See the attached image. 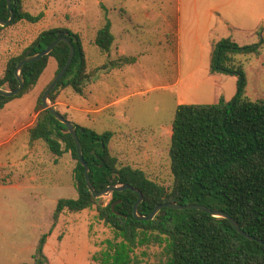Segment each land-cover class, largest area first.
<instances>
[{"label":"rangeland","instance_id":"obj_1","mask_svg":"<svg viewBox=\"0 0 264 264\" xmlns=\"http://www.w3.org/2000/svg\"><path fill=\"white\" fill-rule=\"evenodd\" d=\"M195 2L23 0L26 12L43 13L44 18L37 24L4 27L0 78L8 61L41 32L66 28L78 34L91 81L83 96L72 87L59 90L58 97L66 107L56 110L74 125L98 134L112 132L110 150L120 168L142 170L151 180L170 188L169 150L177 107L213 104L221 97L229 101L237 93V77L234 82L229 78L234 76L211 73L215 44L227 38L241 47L264 42V20L259 19L255 28L248 30L242 20L232 19L214 32L209 51L188 41L189 52L184 48L180 54L181 14L184 19L186 4L193 8ZM107 19L113 24L115 42L109 53H103L94 42ZM124 58L131 61L121 63ZM233 59L234 66L242 68L247 77L245 96L264 99V43L259 54L238 53ZM57 70V61L50 58L37 86L0 111V264H35L34 254L45 234L47 264H99L93 256L105 247V240L113 238L111 229L97 219L95 206L79 213L64 212L53 228L58 201L78 198L74 180L77 161L70 153L57 158L44 141L31 140L29 129L39 98ZM110 103L113 105L105 108ZM109 200L105 198L103 203ZM142 253L146 256L141 257ZM138 254L141 264L162 261V249L157 246L142 248Z\"/></svg>","mask_w":264,"mask_h":264},{"label":"trees","instance_id":"obj_2","mask_svg":"<svg viewBox=\"0 0 264 264\" xmlns=\"http://www.w3.org/2000/svg\"><path fill=\"white\" fill-rule=\"evenodd\" d=\"M13 2L15 18L11 25L37 24L44 18L43 13L26 12L23 0ZM0 18H10L7 0H0ZM3 30L0 26V37ZM66 35L73 42L76 55L67 74L50 94V101L56 103L60 88L72 87L77 94L85 95L91 81L86 53L81 37L66 28L41 32L21 54L12 57L4 77L0 78V88L17 90L20 84L16 71L20 63ZM114 41L112 23L107 19L94 43L101 52L109 53ZM263 43L241 47L227 38L215 44L211 52V73L237 77V93L229 101L221 97L213 104L177 107L169 150L173 176L170 188L151 180L142 170L129 166L120 168L110 150L112 132L98 134L75 125L84 159L90 167L91 183L97 192L117 183L131 185L143 194L139 213L146 217L166 203L204 205L230 215L244 232L256 238L255 241L238 233L229 220L198 210L165 208L152 221H137L133 209L139 195L133 191L114 192L107 204H99L87 186L85 169L72 135L44 109L43 93L36 109L39 115L29 129L31 140L44 141L57 158L70 153L77 161L74 180L78 198L58 201L53 228L64 212L79 213L95 206L97 219L113 233V238L105 240V247L93 256L99 264H141L143 260L138 251L151 246L162 249L160 264H264V99L252 100L245 96L247 77L242 68L234 66L233 59L238 53L259 54ZM69 55V46L61 43L48 56L26 64L22 72L23 91L10 98L0 95V111L37 86L50 58L58 63L57 76ZM130 61L124 58L121 63ZM47 238L45 234L39 241L35 264H47L43 252ZM144 256L146 254L142 253L141 257Z\"/></svg>","mask_w":264,"mask_h":264},{"label":"water","instance_id":"obj_3","mask_svg":"<svg viewBox=\"0 0 264 264\" xmlns=\"http://www.w3.org/2000/svg\"><path fill=\"white\" fill-rule=\"evenodd\" d=\"M13 4H14L13 0H7V7H8V10L10 12V18L8 20H2L0 18V26L1 27H7V26L11 25L12 22L14 21L15 12L13 9ZM74 41L77 42V39H74ZM61 43H65L66 45L69 46L70 55H69V58H68L66 65L60 70L58 75L55 77L54 81L49 85V87L44 92V95L42 97V104H43L44 109L46 111H48L58 122L64 124L67 127L69 133L72 135V137L76 143L77 153L79 156L80 163L85 169V178H86L87 186L89 188V191L92 193L93 197L98 201V203L102 204L104 202V199L111 197V195L114 192L133 191L134 193H137L139 195V199L135 203L134 209H133L134 217L137 221H140V222L152 221L160 213V211L165 209V208L173 209V210H180V211L198 210V211H203V212H205V213H207V214H209L215 218H223V219L229 220L231 222V224L233 225V227L238 231V233H240L243 237H245L251 241H255L256 240L255 237H252L248 233L244 232L240 228L238 223L230 215H228L227 213L220 211V210L213 211L204 205H182L178 202H172V203H166V204H162V205L157 206L154 209V211L148 217H146V216H143L139 213V207L143 202V194L138 189L133 188L131 185L126 184V183L125 184L117 183L115 185L108 187L107 189H105L104 191H101V192H97L94 189V187L91 183V178H90V167H89V164L84 159L83 148H82L81 141L78 137L76 126L74 125V123H72L67 118H65L61 113H59L55 109V107L53 106V103L50 101V94L54 91V89L57 87V85L60 83V81L67 74L70 66L72 65V63L75 59L76 49H75V46L73 45V42L69 39L68 35L60 37L55 43H53L52 45L47 47V49H45L43 52H41L37 55H34V56L26 57L20 63V65L16 71V78L20 84L19 88L15 91H10V90H7L5 88H0V95H2L4 97H9V98L19 95L23 91L24 86H25L23 75H22L24 66L26 64H31V63L37 62L40 59L48 56ZM61 89L62 88H60V90ZM258 242L263 244V242L260 240Z\"/></svg>","mask_w":264,"mask_h":264},{"label":"crops","instance_id":"obj_4","mask_svg":"<svg viewBox=\"0 0 264 264\" xmlns=\"http://www.w3.org/2000/svg\"><path fill=\"white\" fill-rule=\"evenodd\" d=\"M191 8L190 4H186L184 19L181 14V21L179 23L178 30V47L180 54L181 50L184 48L186 49V53L189 52L188 41H195L197 46L201 48L204 47L203 49H207L209 51L214 32L218 30L221 25L225 27V22L234 21L232 19L242 20L240 23H242L245 29L248 30L255 28L256 22L259 19L264 20V3L259 0H196L194 7L192 9ZM180 12L182 13V6L180 8ZM122 55H124V52H122ZM229 78L235 82V77ZM191 79H193V75L189 80ZM196 87L200 88L201 85ZM53 105L55 109L56 107H66L59 97L57 102ZM112 105L113 103H110L106 105L105 108H110ZM38 115L39 113L35 111L31 127L35 124Z\"/></svg>","mask_w":264,"mask_h":264}]
</instances>
